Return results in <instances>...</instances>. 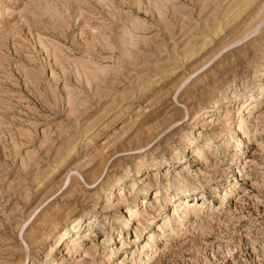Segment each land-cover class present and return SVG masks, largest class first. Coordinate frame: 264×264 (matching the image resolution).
<instances>
[{
    "label": "rangeland",
    "instance_id": "rangeland-1",
    "mask_svg": "<svg viewBox=\"0 0 264 264\" xmlns=\"http://www.w3.org/2000/svg\"><path fill=\"white\" fill-rule=\"evenodd\" d=\"M0 264H264V0H0Z\"/></svg>",
    "mask_w": 264,
    "mask_h": 264
}]
</instances>
